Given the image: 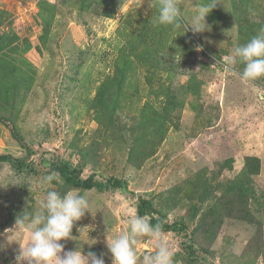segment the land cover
<instances>
[{
    "label": "rangeland",
    "instance_id": "1",
    "mask_svg": "<svg viewBox=\"0 0 264 264\" xmlns=\"http://www.w3.org/2000/svg\"><path fill=\"white\" fill-rule=\"evenodd\" d=\"M116 1L0 0V264L28 242L12 229L40 211L50 162L102 182H53L90 203L65 251L107 253L142 198V217L182 226L163 230L174 264H264V77L224 71L264 29V0H214L196 34L155 23L159 0ZM179 2L188 22L209 0ZM136 240L143 264L155 249Z\"/></svg>",
    "mask_w": 264,
    "mask_h": 264
},
{
    "label": "clouds",
    "instance_id": "2",
    "mask_svg": "<svg viewBox=\"0 0 264 264\" xmlns=\"http://www.w3.org/2000/svg\"><path fill=\"white\" fill-rule=\"evenodd\" d=\"M214 7V0L208 3L197 2L194 14L186 22L179 0H159L158 15L155 23L171 26L173 30L192 31L194 34L210 31L206 17ZM244 65L242 72L236 69L237 63ZM224 71L232 72L245 81H253L264 77V29L245 44H237L231 55L224 58ZM50 186L46 198L41 202L40 211L25 210L17 217L15 231L27 232L28 242L21 247L16 257L17 264L27 261V264H106L105 257L111 254V264H138L137 237H146L151 242L154 252L145 253L143 264H174V251L163 232L162 226L153 225L148 217L131 216L126 221L127 230L114 235L107 233L105 246L107 253L97 254L77 247L65 251L61 241L73 239L72 230L86 213H91L90 203L86 193L78 189H68L61 193L55 190V184L62 185L63 179L56 171L44 178Z\"/></svg>",
    "mask_w": 264,
    "mask_h": 264
},
{
    "label": "trees",
    "instance_id": "3",
    "mask_svg": "<svg viewBox=\"0 0 264 264\" xmlns=\"http://www.w3.org/2000/svg\"><path fill=\"white\" fill-rule=\"evenodd\" d=\"M118 2L116 0H113V4H117ZM0 159L4 160H10V155H0ZM45 166L49 167V170L56 171L60 174L62 179L71 186L76 187H82V188H90L92 186L102 188V182L94 180V176L92 174L88 175L86 178L81 177V167H73L69 162H60V163H42ZM257 166V163H256ZM109 186L118 187L121 186L122 183L119 181V179L115 177H110L107 180ZM107 185V186H108ZM105 186V185H103ZM152 210V203L145 199H140V203L138 205L137 212L139 216H143L146 213L149 214V212ZM150 221L153 225L159 223L162 226L163 230H173V231H179L181 230L182 226L178 223H171V224H163V221L156 220L153 217L150 218Z\"/></svg>",
    "mask_w": 264,
    "mask_h": 264
}]
</instances>
